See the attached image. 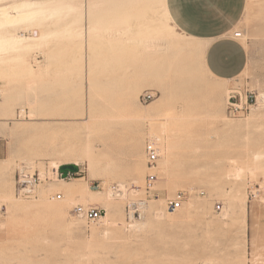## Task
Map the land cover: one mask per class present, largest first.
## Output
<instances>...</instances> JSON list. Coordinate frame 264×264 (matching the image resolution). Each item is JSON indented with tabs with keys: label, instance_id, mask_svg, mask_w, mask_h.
I'll return each instance as SVG.
<instances>
[{
	"label": "rangeland",
	"instance_id": "374dc122",
	"mask_svg": "<svg viewBox=\"0 0 264 264\" xmlns=\"http://www.w3.org/2000/svg\"><path fill=\"white\" fill-rule=\"evenodd\" d=\"M14 1L0 0V8ZM134 1L64 0L71 10L57 20L12 26L21 41L0 52V264H264V102L261 115L252 116L264 92V0H246L235 30L242 32L247 65L226 82L208 75L194 50L175 44L187 34L172 19L177 36L162 29L163 37L154 27L162 33L150 38L152 22L146 23L160 15L153 7L164 0ZM37 37L44 39L25 41ZM216 84L223 91L209 88ZM231 90L253 94L244 115H228ZM145 94L152 98L143 100ZM149 103L152 114L138 116ZM155 131L163 133L162 149L173 142V159L165 174L157 164V196L132 219L127 204L145 198L144 145ZM86 153L98 172L107 165L111 183L87 177ZM68 157L79 163L68 184L94 186L100 194L89 203L70 201L64 214L54 215L48 204L64 194L51 186L60 173L52 163ZM24 170L43 177L34 197L16 195ZM226 171L231 175L224 177ZM233 186L235 206L228 200ZM178 192L184 214L167 208ZM105 194L113 212L97 222L74 215L78 204L103 210ZM152 203L158 209H149ZM106 227L108 236H93Z\"/></svg>",
	"mask_w": 264,
	"mask_h": 264
},
{
	"label": "bare ground",
	"instance_id": "6f19581e",
	"mask_svg": "<svg viewBox=\"0 0 264 264\" xmlns=\"http://www.w3.org/2000/svg\"><path fill=\"white\" fill-rule=\"evenodd\" d=\"M63 1L64 0H34V1L15 0L14 3H12L11 6L8 5L9 7L6 6V7L0 8V52L11 50L12 47H14L15 45H18L19 42L21 41V39H19V37L14 35L13 34L14 32H12V26H14L15 23H17L18 21L29 22V21H32V20H34L36 18L44 19L45 17L46 18L47 17H53V21H54L55 17L58 18L63 10H67V11L71 10L70 6H64L63 7V4H62ZM148 1L150 2L151 0H148ZM148 1L147 0L146 1L142 0V1H140V3H144V2L147 3ZM161 2L162 3L159 6L156 5V7L155 6L153 7L154 9L157 8L160 12L159 11H155L156 9L152 11V12H156V13L159 12L160 15L156 16L154 18L155 20L153 19L152 16L151 17L149 16L150 19L148 18V21L151 20L152 25H151L150 21H149V23H146V26H147V24H148V26L151 25L150 27L153 26L152 30L149 27H147V29H146V30H148V32L151 30L150 31L151 34H150V32L148 33L150 35V38H151V35H152V38H153L154 35H157L155 32L154 33L152 32V31H154L153 29H156L154 27H157V28L161 29L160 31H162V32H163V30L166 31V33L165 32H163V33L162 32H158V35H161V33H162L161 36H163V37L165 36V34H166V36L167 35L177 36L176 33L174 32V29H173L174 26L170 25L169 22H168V20L172 19V18H171L170 12L168 10L167 2H166V0L161 1ZM9 8H11L12 10L10 11ZM151 9H152V7H151ZM150 10H146L145 14L147 15V12L149 13ZM44 12L46 14H44ZM126 18H127V15H126ZM143 18H144V16H143ZM55 20H57V19H55ZM127 21H128V19H127ZM127 21L125 23H127ZM133 23H135V22H133ZM137 23H139V22H137ZM137 23H135V24H137ZM117 24H119V23H117ZM135 24H133V25H135ZM142 24H143V22H142ZM121 25H123V24H121ZM135 26H137V29H138L139 25H135ZM144 26H145V24H144ZM145 27H143V28H145ZM143 30H145V29H143ZM71 31H72V29H71ZM137 31H139V30H137ZM141 31H142V29H141ZM156 31H159V30H156ZM146 32L147 31H145L144 33H146ZM53 34H55V33H53ZM121 35H123V34H121ZM184 36L186 37L185 39L181 38V39L177 40V37L174 38L175 44L177 45V43H178L179 46H181L180 48H182V49H187V50L190 49L189 51H193L194 50V52L198 53L199 56L201 57V59H203L207 44L203 43L202 41H198V40L192 38L189 35H184ZM39 39L42 40V39H44V37H41V38L37 37L36 39L27 38V39H25V41L26 42L27 41H31L32 42V41H37ZM37 42H39V41H37ZM28 46L29 45H27V47ZM0 67H2V66L0 65ZM203 67H204L205 72L208 75L212 76L211 73L207 70V68L204 65H203ZM24 72H25V70H24ZM221 81H225L226 82V81H229V80H221ZM209 88L212 91H214L215 93H220L221 91H223L224 86L216 84V85L209 86ZM258 102L260 104L258 106L253 107V110H252L253 111L252 112V116L254 118L261 115L259 109L262 107V104L264 102V92H261L258 95ZM146 108L147 109L144 110L143 112H139V113L137 112V115L140 116V117L150 116L152 114V111H153L152 105L149 103L148 105H146ZM1 115L2 114L0 113V117H1ZM230 125H232V124H230ZM232 127H234V124L232 125ZM155 132H156V134H155L156 136L153 139L160 145V148H161V146L164 145L166 143V141H165L164 137L162 136L163 133L158 134L157 131H155ZM173 146H174L173 142L171 144L169 142L168 145L165 147V149L163 148L165 150V155L164 156L162 155L163 149L161 148V158L158 160V168H159V170H160V172L162 174H165L168 171V164L170 162H172L173 154H174V153L172 154ZM91 148H92V145H91ZM91 148H90V150H91ZM86 157H87V162H88L87 177L95 179L97 176H100V177H104L105 176L106 181L108 183H111V182H109V178L106 175L107 174V169H108L106 167L107 165L104 164L103 166H105V167L102 169L101 172L99 171L100 172L99 173L98 170L96 169L95 160H93L91 158L89 153H86ZM259 157L260 156H259V154L257 152H255L253 154V158H255V159H258ZM107 163L109 164V162H107ZM52 164H53L54 168L57 169L62 164H76V165H78L79 163H78V161L75 158L68 157L64 162L54 161ZM230 175H231L230 172H227V171L223 173L224 177H228ZM45 178H46V176H45ZM80 181L85 182L86 181V176L81 177ZM51 186H54V187H57V188L61 189L63 194H64V198L63 199H62V195H60V197L62 199L60 202L58 201V202L49 203L48 207L46 206L54 215H62V214H64L66 212V210H67V205H68V203L70 201H72L74 203H78V202L79 203H89V202H91L93 200L92 198H95L97 194H100V191H99L100 189L98 190L97 187H94V186H87L86 184H83V183L69 185L68 182H67V179L64 178V177L59 178V179L57 178L55 180V182H53L51 184ZM141 186H142V184L136 186V187L139 188V189H137L138 191H140ZM120 187H122V186H120ZM121 189H124V187H122ZM124 190H123V194H124ZM238 192H239L238 187L237 186H233L232 190H231V192L229 194V197H228V200H229V202H230V204L232 206H235L237 204V200L239 198V193ZM109 193L111 195V191ZM110 195L109 194H105V195H102L100 197V201L103 204V213L105 212L107 215H108V211H110V212L114 211V208L112 207L111 202H110ZM58 196H59V194H57V196H56L57 199H59ZM13 198H14L13 195H11L10 199H13ZM24 207H27V206H24ZM189 207H190V210L191 209L195 210V209H197L198 206H196V204L194 202H190L189 203ZM148 208L149 209H158V206L156 204L152 203V204L148 205ZM178 212H180L181 214H184L183 213L184 211L182 209L181 210L178 209ZM173 213H174L173 211H169V214H173ZM113 224L117 225V222H116L115 219L113 221ZM109 234H110V229L107 228V227L104 228L102 231L101 230H95L93 232V236H95V237L100 236V235L108 236Z\"/></svg>",
	"mask_w": 264,
	"mask_h": 264
},
{
	"label": "crops",
	"instance_id": "0c3cea01",
	"mask_svg": "<svg viewBox=\"0 0 264 264\" xmlns=\"http://www.w3.org/2000/svg\"><path fill=\"white\" fill-rule=\"evenodd\" d=\"M176 26L207 44L203 65L213 78L233 80L244 71L248 55L232 34L246 7V0H166Z\"/></svg>",
	"mask_w": 264,
	"mask_h": 264
},
{
	"label": "built area",
	"instance_id": "2783aa9c",
	"mask_svg": "<svg viewBox=\"0 0 264 264\" xmlns=\"http://www.w3.org/2000/svg\"><path fill=\"white\" fill-rule=\"evenodd\" d=\"M233 36L235 38H240L242 36V32L239 30H235L233 32ZM151 94H145L143 96V100L151 99ZM253 103V94L246 92L245 95L238 90H231L228 98L227 112L229 116H240L244 115L250 108ZM144 155L146 158V164L148 167V173L145 177V198H141L139 200H132L127 204V212L129 218L141 217L143 214V209L148 203V199L154 198L157 196L154 186L157 181V173L155 169L157 168L158 160L161 157V148L160 145L153 139L148 138L144 145ZM57 178L59 173L56 171ZM72 173H69V177ZM62 175V174H61ZM43 181L41 174L38 173H30L24 170L19 174V178L16 182V195L21 198H29L34 197L36 195L37 188L39 184ZM135 188V186H132ZM114 193L118 194L121 192L118 185H112ZM60 199V194L58 196ZM184 200V194L182 192H178L176 196L173 198L167 199V208L176 210L182 206V202ZM217 208L220 209L221 206L218 204ZM73 213L76 217L83 218L89 222H97L103 216V210L99 207L88 205L84 206L81 204L76 205L73 208Z\"/></svg>",
	"mask_w": 264,
	"mask_h": 264
},
{
	"label": "water",
	"instance_id": "95a60500",
	"mask_svg": "<svg viewBox=\"0 0 264 264\" xmlns=\"http://www.w3.org/2000/svg\"><path fill=\"white\" fill-rule=\"evenodd\" d=\"M59 171L62 174V177L67 178L69 173H77L79 171V167L76 164H62L59 167Z\"/></svg>",
	"mask_w": 264,
	"mask_h": 264
}]
</instances>
